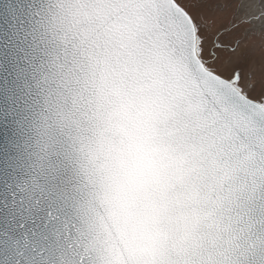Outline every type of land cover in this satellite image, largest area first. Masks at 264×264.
Here are the masks:
<instances>
[{
    "label": "water",
    "instance_id": "1",
    "mask_svg": "<svg viewBox=\"0 0 264 264\" xmlns=\"http://www.w3.org/2000/svg\"><path fill=\"white\" fill-rule=\"evenodd\" d=\"M74 23L105 74L148 110L170 160L164 180L146 182L141 168L120 194H90L110 264H251L264 251V105L205 65L196 25L175 0H88ZM58 166L46 179L26 169V195L56 225L35 257L85 264L97 242L73 239L68 216L83 185Z\"/></svg>",
    "mask_w": 264,
    "mask_h": 264
},
{
    "label": "clouds",
    "instance_id": "2",
    "mask_svg": "<svg viewBox=\"0 0 264 264\" xmlns=\"http://www.w3.org/2000/svg\"><path fill=\"white\" fill-rule=\"evenodd\" d=\"M86 3L42 0L38 65L42 86L30 148L37 177L46 179L55 161L58 174L68 171L83 185L85 195L68 206L73 239L83 238L86 248L91 241L97 242L85 264H110L107 238L90 194H120L128 175L141 168L146 182L164 180L170 160L152 131L148 110L105 74L93 50L77 35L74 19ZM179 191L174 188L171 194Z\"/></svg>",
    "mask_w": 264,
    "mask_h": 264
},
{
    "label": "snow or ice",
    "instance_id": "3",
    "mask_svg": "<svg viewBox=\"0 0 264 264\" xmlns=\"http://www.w3.org/2000/svg\"><path fill=\"white\" fill-rule=\"evenodd\" d=\"M42 0L0 6V264H39L36 250L54 243V218L26 195L34 167L30 129L40 106L37 24ZM251 264H264V251Z\"/></svg>",
    "mask_w": 264,
    "mask_h": 264
},
{
    "label": "rangeland",
    "instance_id": "4",
    "mask_svg": "<svg viewBox=\"0 0 264 264\" xmlns=\"http://www.w3.org/2000/svg\"><path fill=\"white\" fill-rule=\"evenodd\" d=\"M197 28L205 65L264 105V0H175Z\"/></svg>",
    "mask_w": 264,
    "mask_h": 264
},
{
    "label": "bare ground",
    "instance_id": "5",
    "mask_svg": "<svg viewBox=\"0 0 264 264\" xmlns=\"http://www.w3.org/2000/svg\"><path fill=\"white\" fill-rule=\"evenodd\" d=\"M226 79V78H225ZM228 80V79H227Z\"/></svg>",
    "mask_w": 264,
    "mask_h": 264
}]
</instances>
